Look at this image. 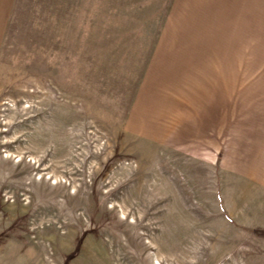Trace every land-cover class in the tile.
Segmentation results:
<instances>
[{"label":"rangeland","instance_id":"374dc122","mask_svg":"<svg viewBox=\"0 0 264 264\" xmlns=\"http://www.w3.org/2000/svg\"><path fill=\"white\" fill-rule=\"evenodd\" d=\"M178 1L146 0L166 42L241 39L153 68L136 20L95 43L0 0V264H264V0Z\"/></svg>","mask_w":264,"mask_h":264},{"label":"crops","instance_id":"0c3cea01","mask_svg":"<svg viewBox=\"0 0 264 264\" xmlns=\"http://www.w3.org/2000/svg\"><path fill=\"white\" fill-rule=\"evenodd\" d=\"M178 2V0H168L167 3L175 5ZM130 4L137 5L133 12L129 9ZM9 5L12 15L13 13L26 14L28 15L27 18L33 21H42L41 25L43 28L46 27L47 30L50 28L46 23L47 20L56 22L59 34H62L61 31L64 29L66 31L67 22L68 25H73L76 28L79 26L80 33H89L94 38L95 43H98V35H102L99 34V31L113 29L114 21H117V23L120 20L125 21L126 25H121L125 29L126 27L130 28L128 21L136 20L140 29L136 38L137 44L140 46L138 52L146 53L144 61H151L149 67L153 68L160 62L163 68L179 67L182 64L180 62L187 63L188 67L193 66V61L196 59L194 55L197 53V57L205 54L207 65L210 66V62L213 63L216 59L219 62V58L226 53L224 51L225 37H231L230 34H233L234 39H241V36L230 28H227L228 33L227 29L223 28H205L202 29L200 34H189V36H178L176 38L175 34L171 32V38L169 42H166L167 24L173 19L172 15L169 11H165L163 17H158L159 13H156L154 17L150 18L149 13L146 11V0H9ZM5 9L7 11L8 7ZM220 16L221 14L218 15L219 18ZM153 19L168 22H163L164 26L161 25V27L155 29L153 23L146 22ZM63 27L65 28L62 29ZM46 33L49 32H44V34ZM178 40L185 41L182 48L177 42ZM63 41L65 42L64 39ZM223 80L225 82V79ZM215 89L211 86V91Z\"/></svg>","mask_w":264,"mask_h":264}]
</instances>
